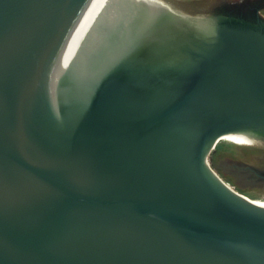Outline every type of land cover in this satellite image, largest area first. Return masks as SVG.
I'll list each match as a JSON object with an SVG mask.
<instances>
[{
  "label": "water",
  "instance_id": "1",
  "mask_svg": "<svg viewBox=\"0 0 264 264\" xmlns=\"http://www.w3.org/2000/svg\"><path fill=\"white\" fill-rule=\"evenodd\" d=\"M214 17L0 0V264H264V209L207 163L264 139V22Z\"/></svg>",
  "mask_w": 264,
  "mask_h": 264
},
{
  "label": "rangeland",
  "instance_id": "2",
  "mask_svg": "<svg viewBox=\"0 0 264 264\" xmlns=\"http://www.w3.org/2000/svg\"><path fill=\"white\" fill-rule=\"evenodd\" d=\"M183 13L194 15H214L215 12L226 8H232L240 3V0H166ZM251 6L262 8L264 17V0H241ZM211 158L221 165L228 177L223 179L234 185L236 181L243 185L244 196L252 199H264V184L250 181L242 172H255L259 179L264 180V147L239 146L228 142H221L212 152ZM212 166V163L210 162ZM213 167V166H212ZM214 169V168H213ZM216 171V170H215ZM222 177V176H221Z\"/></svg>",
  "mask_w": 264,
  "mask_h": 264
},
{
  "label": "bare ground",
  "instance_id": "3",
  "mask_svg": "<svg viewBox=\"0 0 264 264\" xmlns=\"http://www.w3.org/2000/svg\"><path fill=\"white\" fill-rule=\"evenodd\" d=\"M154 1L158 5H160L164 10H166L170 15H172L175 19L180 21L182 24H184L185 26L190 28L192 31H194L195 33H197L201 37H204V35L207 32L209 26L211 25L213 19H215V17H207L205 15L190 16L186 13H183L180 9H178L177 7H175L174 5H172L171 3H169L166 0H154ZM221 142H228V143H232V144L239 145V146H245V147H249V146H263L264 147V139L261 138L260 136L258 137V135H255L254 133L235 132V133H228V134L223 135L222 138H220V140L214 146V148L211 149L210 153L207 156V163H208L209 167L220 178H222V177L219 175L218 172H216L213 169V167L210 165V162H211V154H212L213 150ZM225 182L226 181L224 180V183ZM225 184H227V182ZM227 186L232 191L240 193L234 187V185L230 184L229 182H228ZM242 196L244 198L248 199L249 201H251L252 203H254V205L264 209V199L261 200V199L247 198L243 194H242Z\"/></svg>",
  "mask_w": 264,
  "mask_h": 264
},
{
  "label": "flooded vegetation",
  "instance_id": "4",
  "mask_svg": "<svg viewBox=\"0 0 264 264\" xmlns=\"http://www.w3.org/2000/svg\"><path fill=\"white\" fill-rule=\"evenodd\" d=\"M262 8L253 7L246 2L236 4L232 8H226L221 11L215 12L214 15H232L236 18L243 19L245 21L251 22L252 24H257L258 22H264V17L261 14ZM198 15V14H197ZM214 15H205L207 17H214ZM263 147V146H260Z\"/></svg>",
  "mask_w": 264,
  "mask_h": 264
},
{
  "label": "trees",
  "instance_id": "5",
  "mask_svg": "<svg viewBox=\"0 0 264 264\" xmlns=\"http://www.w3.org/2000/svg\"><path fill=\"white\" fill-rule=\"evenodd\" d=\"M220 144V143H219ZM218 144V145H219ZM217 145V146H218ZM211 163H212V166H213V168H214V170H216V172H218L219 173V175L220 176H222V178H226V177H228L227 176V172H226V170L221 166V165H218V163H216V162H214L213 160H212V158H211ZM243 173V175L244 176H247V177H249V180L250 181H254V182H262L263 184H264V180H262V179H259L258 177H257V175L255 174V172L253 173V172H251V171H245V172H242ZM234 187L241 193V194H243L242 192H244L245 191V188L243 187V185L242 184H240V183H238L237 181H236V183H234Z\"/></svg>",
  "mask_w": 264,
  "mask_h": 264
}]
</instances>
